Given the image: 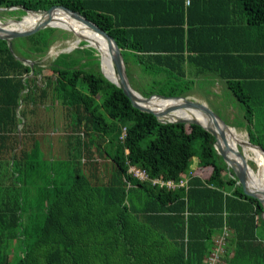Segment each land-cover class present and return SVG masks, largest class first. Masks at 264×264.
Here are the masks:
<instances>
[{"label": "trees", "instance_id": "obj_1", "mask_svg": "<svg viewBox=\"0 0 264 264\" xmlns=\"http://www.w3.org/2000/svg\"><path fill=\"white\" fill-rule=\"evenodd\" d=\"M42 1L0 0V7L64 5L82 13L117 41L127 69L128 58L142 66V79L132 87L144 97H187L192 78L210 73L224 78L246 105L248 121L251 103L264 102V70L231 74L219 61L225 54L261 57L264 51H193V31H215L217 20L212 14L191 15L197 4L219 3L264 30V0ZM2 12L14 13V19L26 15L22 8ZM53 12L71 15L63 8ZM70 34L47 27L13 39V52L0 38V264H205L223 234L220 264H264V206L239 186L209 143L214 135L195 123L161 122L134 107L104 76L98 48L85 40L46 62L51 47ZM248 133L262 146L252 130ZM40 152L46 163L32 159ZM71 161L73 168H66ZM131 166L153 179H184L187 185L175 190L153 185L129 173ZM40 168L47 181L41 189L46 205L37 221L26 208L23 186Z\"/></svg>", "mask_w": 264, "mask_h": 264}, {"label": "water", "instance_id": "obj_2", "mask_svg": "<svg viewBox=\"0 0 264 264\" xmlns=\"http://www.w3.org/2000/svg\"><path fill=\"white\" fill-rule=\"evenodd\" d=\"M63 8L65 11L69 12L72 16H74L76 19H79L80 21H83L85 24L90 26L92 29L96 30L100 34L104 36L106 39L109 50L112 56V61L114 64V67L117 71L118 80L115 81L111 78H109L103 68H102V61H101V70L104 74V76L110 80L112 83L116 84L118 87H120L124 93L130 98L132 104L134 107L140 109L144 112H149L154 114L161 122H182V123H195L198 125H201L204 129L209 131L211 134H213L216 137V144L215 148L218 151L220 155L224 158L226 163L230 168L233 170V174L237 176L238 178V184L243 188V191L245 194L254 197L258 199L264 206V200L260 198L256 192L251 190L248 185V173L247 169L250 167V164L248 162V158L246 157L245 148L244 145L249 144L252 147H256L264 152V148H262L260 145L254 144L249 140L235 138V141L237 144L235 146H231L230 142L228 141V133L230 132L232 126L226 124V122L217 115L206 103L200 102L194 98H189V96H165L161 94H153L149 97H144L140 92H138L136 89H134L129 81L128 74H127V67L124 60V56L122 54V51L117 43V41L104 29H102L99 25H97L94 21L90 20L86 16H84L82 13L72 10L67 6L64 5H54L48 10H31L27 9L24 6H10V7H0V11L5 10H14V9H24L26 11V15L22 16L21 19H10L7 22H3L0 20V38L5 39L9 43V47L11 51L13 52L12 47V41L15 38L19 37H25L29 36L31 34H34L42 29H45L47 27H57V28H63L67 29L66 27L59 26L56 24H53L52 22V12L56 8ZM38 13V14H47L48 17L37 23L36 25L28 28H22V27H9L8 25L10 22H17L22 23L25 19V16H27L29 13ZM71 30V29H70ZM72 31V30H71ZM87 42V46L94 47L97 49V47L93 44H91L88 40L84 39ZM81 41V40H80ZM79 41V42H80ZM25 63L30 62L32 67L34 66V62L24 59ZM153 97H159L164 100H183V105L185 107H190L193 109H197L201 111L204 115L209 117V125H204L200 120L197 119H167L163 118L162 116H168L169 113L173 112L177 106H171L161 111H156L151 107H147L146 104L149 103V101ZM217 132H219V135L221 137L223 145L219 144V141H217ZM234 141V140H233ZM242 148H240V147ZM238 166H237V165Z\"/></svg>", "mask_w": 264, "mask_h": 264}, {"label": "rangeland", "instance_id": "obj_3", "mask_svg": "<svg viewBox=\"0 0 264 264\" xmlns=\"http://www.w3.org/2000/svg\"><path fill=\"white\" fill-rule=\"evenodd\" d=\"M10 14V13H9ZM6 12H2L0 14V19L3 22H7L10 19L17 18L16 16H13L14 13H11L9 15ZM12 15V16H11ZM67 30V29H66ZM72 32L74 35L70 34L68 38L66 39H60L58 40L50 49L46 62H49V60L55 59L60 53L62 52H70L74 48H76L79 45V41L84 39H92L89 37V35L78 33L74 30H68ZM77 40V41H76ZM80 41V42H81ZM97 52L99 53L100 60H101V54L99 50L97 49ZM127 74L129 81L131 85L137 86V80L142 79V66L136 63L135 61H132L131 58L127 59ZM192 76V75H190ZM193 77V76H192ZM194 83L191 84L192 87V93L189 95V98H194L200 102L206 103L217 115H219L226 124L234 127L238 134L243 138L249 140L250 136L248 133V129L253 132V138L256 140V142H260L262 145L264 144V102L258 104L251 103L254 105L253 109V121H248V119L245 117L247 107L244 103H242L237 96L228 88L225 81L222 79L217 78H206V77H193ZM262 98H264V92L261 95ZM259 100V99H258ZM260 101H264V99H260ZM178 102L183 103V100H178ZM184 106L183 104H181ZM185 107V106H184ZM43 110L38 111L37 113L42 115ZM246 112V113H245ZM260 116V117H259ZM253 122V123H252ZM256 125V126H255ZM256 127V128H255ZM52 133V132H50ZM43 141L44 138L42 139ZM209 143H212L213 145L216 144V137L213 136V138H210ZM261 146V145H260ZM240 147V146H239ZM241 148V147H240ZM242 149V148H241ZM44 153V152H43ZM40 152L38 154V158L36 156L32 157L33 160L37 161H45L44 154ZM251 155V156H250ZM253 156V157H252ZM249 162L253 166L254 171L258 172L259 166L257 165L255 161V155L253 152H249ZM254 158V159H253ZM44 159V160H43ZM77 159V158H76ZM82 159L78 158V164H81ZM196 167V158L192 159L191 161V169L195 170ZM66 168L72 169V161L69 163V166ZM257 168V169H256ZM42 168L39 170V174H36L31 179H29L23 186V191L25 195V200L27 210L32 211L33 213V219H38L37 221L43 220V214L45 211V205L46 203H41V198L43 197L41 195V189L47 184L46 180L41 179V173ZM206 171H208L207 168L202 169V174H206ZM262 216L264 218V211L262 213ZM220 243L222 244L221 252L224 253L225 251V245H226V238L225 235L219 236ZM220 261L218 264H220Z\"/></svg>", "mask_w": 264, "mask_h": 264}, {"label": "bare ground", "instance_id": "obj_4", "mask_svg": "<svg viewBox=\"0 0 264 264\" xmlns=\"http://www.w3.org/2000/svg\"><path fill=\"white\" fill-rule=\"evenodd\" d=\"M44 1V0H43ZM43 1H42V3H43ZM141 1V4H143V2H142V0H140ZM139 1V2H140ZM37 4V3H36ZM139 4V3H138ZM138 4L136 5L137 7H138ZM145 4H146V2H145ZM144 5V4H143ZM142 7V6H141ZM140 7V8H141ZM45 8V7H44ZM60 8V7H59ZM147 9H148V7H146ZM146 8H144V10H146ZM155 8V7H154ZM137 9V8H136ZM135 9V10H136ZM126 10V9H125ZM151 10H152V8H151ZM158 10V8L156 7L155 8V11H157ZM160 10V9H159ZM158 10V11H159ZM57 11H59V9H57ZM56 11V12H57ZM132 11V10H131ZM155 11H154V14H156L155 13ZM127 12H129V11H127ZM146 12H147V10H146ZM133 13V12H132ZM136 13H137V11H136ZM164 13V12H163ZM142 14V13H141ZM146 14V13H145ZM158 14H159V12H158ZM127 15V14H126ZM143 15V14H142ZM147 15V14H146ZM149 15V14H148ZM157 15V14H156ZM51 16H52V22H53V24H56V25H59V26H63V27H66V28H68V29H71V30H74V31H76V32H78V33H82V34H86V35H89V37H91L94 41H95V43H96V46H97V48H98V50H99V52H100V54H101V61H102V68H103V70H104V72H105V74L109 77V78H111V79H113V80H115V81H117L118 80V75H117V71H116V69H115V67H114V64H113V61H112V56H111V53H110V50H109V46H108V43H107V41H106V39L104 38V36L102 35V34H100L99 32H97L96 30H94V29H92L90 26H88L87 24H85L83 21H80L79 19H76L74 16H72V15H66V14H59V13H54V12H52V14H51ZM128 16H129V14H128ZM127 16V17H128ZM132 16V15H131ZM154 16V15H153ZM48 17V15L47 14H38V13H29L27 16H25V19H24V21L22 22V23H17V22H10V24L8 25L9 27H22V28H28V27H32V26H34V25H36L37 23H39V22H41V21H43V20H45L46 18ZM121 17V16H120ZM120 17H119V19H120ZM123 17V16H122ZM147 17V16H146ZM156 17V16H155ZM133 18H134V16H133ZM148 18V17H147ZM144 19H146V18H144ZM153 19H155V18H153ZM157 19V18H156ZM1 20V19H0ZM117 20V22H118V19H116ZM136 20H138V19H136ZM110 21V20H109ZM120 21H121V19H120ZM125 21H127V20H125ZM142 21H143V19H142ZM141 21V22H142ZM149 21V20H148ZM122 22V21H121ZM139 22V21H138ZM151 22H152V20H151ZM258 22V21H257ZM128 23V22H127ZM132 23H133V19H132ZM131 23V24H132ZM148 23V22H147ZM250 23V22H249ZM141 24V23H140ZM149 24H150V22H149ZM152 24H154V22L152 23ZM155 24H157V23H155ZM0 25H2L1 23H0ZM109 25V24H108ZM107 25V26H108ZM151 25V24H150ZM217 26V25H216ZM221 26V25H220ZM254 26V25H253ZM110 26H108V28H109ZM143 27V26H142ZM145 27V26H144ZM151 27V26H150ZM168 27V26H167ZM166 27V29H168ZM199 27V26H198ZM255 27V26H254ZM147 28H149V27H147ZM156 28V27H155ZM158 28V27H157ZM225 28V27H224ZM103 29V28H102ZM121 29V28H120ZM151 29V28H150ZM159 29V28H158ZM164 29V28H163ZM138 30V29H137ZM140 30V29H139ZM154 30H156V29H154ZM199 30V29H198ZM233 30H234V28H233ZM254 30V29H253ZM255 30H256V27H255ZM51 31V30H50ZM49 31V32H50ZM134 31V30H133ZM157 31V30H156ZM159 31V30H158ZM223 31V30H222ZM162 32V31H161ZM164 32H165V30H164ZM178 32H179V30H178ZM189 32H190V30H189ZM215 32V31H214ZM224 32H225V30H224ZM159 33V32H158ZM193 33H194V31H193ZM219 33H220V31H219ZM222 33V32H221ZM212 34V33H211ZM210 34V35H211ZM225 34H226V32H225ZM232 34V33H231ZM168 35V34H167ZM217 35V34H216ZM257 34L255 33V36H256ZM133 36V35H132ZM157 36V35H156ZM162 36H165V35H162ZM169 36V35H168ZM214 36V35H213ZM212 36V37H213ZM221 36H223V35H221ZM225 36V35H224ZM223 36V37H224ZM258 36V35H257ZM263 36V35H262ZM176 37V36H175ZM215 37V36H214ZM227 37V36H226ZM225 37V38H226ZM258 37H260V36H258ZM168 38V37H167ZM188 38V37H187ZM224 38V39H225ZM159 39V38H158ZM178 39V38H177ZM209 39V38H208ZM211 39V38H210ZM252 39V38H251ZM256 39V38H255ZM91 40V39H90ZM159 40H161V39H159ZM158 40V41H159ZM188 40V39H187ZM212 40V39H211ZM210 40V41H211ZM253 40V39H252ZM259 40V39H258ZM77 41V40H76ZM169 41V40H168ZM173 41V40H172ZM209 41V42H210ZM214 41V40H213ZM215 41H216V39H215ZM226 41H227V39H226ZM146 42V41H145ZM160 42V41H159ZM162 42V41H161ZM165 42V41H164ZM174 42V41H173ZM91 43V42H90ZM175 43V42H174ZM173 43V44H174ZM207 43V42H206ZM221 43H225V42H221ZM227 43V42H226ZM234 43H236V42H234ZM155 44V43H154ZM256 44V43H255ZM147 45V44H146ZM145 45V46H146ZM209 45V44H208ZM210 45H212V43L210 44ZM213 46V45H212ZM212 46H211V48H212ZM221 46H222V44H221ZM225 46V45H224ZM223 46V47H224ZM229 46V45H228ZM252 46V45H251ZM256 46V45H255ZM6 47V46H5ZM210 47V46H209ZM218 47H220L219 46V44H218ZM222 47V48H223ZM257 47H258V45H257ZM262 47V46H261ZM210 48V49H211ZM216 48V47H215ZM251 48V47H250ZM257 48H255V50H256ZM260 49V48H259ZM259 49H257V50H259ZM198 50V49H197ZM228 50V49H227ZM249 50V49H248ZM251 50V49H250ZM0 51H3V50H0ZM217 51H218V49H217ZM220 51V50H219ZM226 51V50H225ZM235 52V51H234ZM248 52V51H247ZM250 52V51H249ZM261 52V51H260ZM175 54V53H174ZM180 54V53H179ZM182 54V53H181ZM226 55V54H225ZM227 55H229V54H227ZM231 55H233V54H231ZM240 55V54H239ZM248 55H250V57L252 56L251 54H248ZM225 57V56H224ZM224 57H222V58H224ZM234 57V56H233ZM242 58H243V56H241ZM254 57V56H253ZM252 57V58H253ZM221 58V57H220ZM228 58V57H227ZM231 59V58H230ZM236 59H238V58H236ZM217 61H218V59H216ZM232 60V59H231ZM230 60V61H231ZM76 61H77V59H76ZM234 61V60H233ZM243 61V60H242ZM16 62V61H15ZM224 62V61H223ZM238 62V61H237ZM236 62V63H237ZM217 63V62H216ZM239 63V62H238ZM240 63H241V61H240ZM218 64H219V62H218ZM233 64V63H232ZM248 64V63H247ZM250 64V63H249ZM215 65V64H214ZM231 65V64H230ZM240 65H242V63L240 64ZM253 65V64H252ZM61 66V65H60ZM216 66V65H215ZM219 66V65H218ZM254 66V65H253ZM4 68V67H3ZM231 68V67H230ZM237 68V67H236ZM242 68V67H241ZM248 68V67H247ZM244 69V68H243ZM3 70V69H2ZM251 70H253V69H251ZM238 71H239V69H238ZM71 73V72H70ZM254 73V72H253ZM232 74V73H231ZM2 75V74H1ZM224 75V74H223ZM78 76V75H77ZM231 76V75H230ZM47 77V76H46ZM11 78V77H10ZM181 104H183V103H180V102H178V100H164V99H161V98H158V99H155L154 101H149V103H147L146 104V106L147 107H151V108H153L154 110H156V111H161V110H164V109H166V108H168V107H171V106H177V108L173 111V112H171V113H169V115L168 116H162L163 118H167V119H188V120H190V119H197V120H200L204 125H209V117L208 116H206V115H204L201 111H199V110H197V109H193V108H190V107H184V106H182ZM247 112V111H246ZM245 112V113H246ZM83 113V112H82ZM123 113V112H122ZM134 113H135V111H134ZM76 115H77V113H76ZM81 115V114H80ZM264 116V115H263ZM78 117V116H77ZM83 117V116H82ZM115 117V116H114ZM260 117V116H259ZM140 118V117H139ZM123 120H124V118H123ZM254 120V119H253ZM252 119L250 120V121H253ZM84 121V120H83ZM144 121L142 120V123H143ZM139 123V122H138ZM253 123V122H252ZM124 124V123H123ZM145 124V123H144ZM256 126V125H255ZM256 128V127H255ZM139 129V128H138ZM127 130V129H126ZM136 131V130H135ZM139 131V130H138ZM241 135V134H240ZM239 134H238V132H237V130L234 128V127H232L231 128V130H230V132L228 133V141L230 142V145L231 146H235L236 144H237V142L235 141V138L237 137V138H240V139H243L241 136H240ZM247 139V138H246ZM234 140V141H233ZM243 140H245V139H243ZM217 141H219V144L221 145H223V143H222V140H221V137H220V135H219V132H217ZM263 146V145H262ZM261 146V147H262ZM244 148H245V153H246V157L248 158L249 157V152H253L254 153V155H255V161H256V163H257V165L259 166V170H258V172H256V171H254V169H253V166H250V167H248V169H247V173H248V185H249V188L253 191H255L256 192V194L260 197V198H262L263 200H264V152L262 151V150H260V149H258V148H256V147H252L251 145H249V144H246V145H244ZM251 156V155H250ZM253 157V156H252ZM254 159V158H253ZM221 162V161H220ZM248 162H249V158H248ZM250 164V163H249ZM237 165V164H236ZM238 166V165H237ZM257 169V168H256ZM190 170V169H189ZM152 176V175H151ZM135 179V178H134ZM130 180V179H129ZM174 180V179H173ZM175 190V189H174ZM230 248V247H229Z\"/></svg>", "mask_w": 264, "mask_h": 264}, {"label": "crops", "instance_id": "obj_5", "mask_svg": "<svg viewBox=\"0 0 264 264\" xmlns=\"http://www.w3.org/2000/svg\"><path fill=\"white\" fill-rule=\"evenodd\" d=\"M206 14H212L213 16H215L214 18H216L217 21H212V22H216V25H217L215 32L214 31H208V33H207L204 31L201 32L199 30L194 31V33H193L194 50L193 51H196L197 49L201 50V48L203 50H206L208 48H211L212 45L213 46L211 49H218V50H220L219 51L220 53H222L221 51H225V50L228 51L227 49H230L231 47H237L239 49L256 47L257 49L260 48L259 50L261 52L264 51V30L263 29L255 30V27L248 24L244 19H238V17H236L233 14L231 7H228V6L223 7V5H220L219 3H212L211 5H208V6L205 4L204 5L203 4H197L193 8V12L191 13V15H193V17H195L196 19H198L200 16H202V15L204 16ZM220 25H226V26L224 28V27H221ZM196 27H198V26H196ZM233 28H234V30H233ZM219 29H221V30H219ZM224 30H225L226 34H225ZM219 31H220V33H219ZM255 33L260 37H258L257 35L255 36ZM221 35H223V36L225 35V36L223 37ZM215 39H216V41H215ZM226 39H227V41H226ZM221 42H225V43H221ZM234 42H236V43H234ZM211 43H212V45H210ZM218 44L220 47H218ZM221 44H222V46H221ZM257 45H258V47H257ZM214 47H217V48H214ZM262 54L264 55V52H262ZM224 56H222L224 58L221 57L219 61H221L222 68L224 69V71L226 73L227 72H229V73H241V72H243V73L247 74V72L249 71V73H252L253 75H260L262 73V71L264 70V56L260 57L259 55H252L250 57V56L242 55L243 58L241 56L233 57V55H231V54L230 55H224ZM236 58H238V59H236ZM240 61H241L242 65H240L241 64ZM189 68H190V70L196 69V67L193 68L191 66ZM238 69H239V71H238ZM251 69H253V70H251ZM195 72H198V71H195ZM197 75H198V77L200 76V77H206V78L224 79V78L219 77L216 74H210V73H204V74L201 73V74H197ZM41 110L42 109H40L39 111H41Z\"/></svg>", "mask_w": 264, "mask_h": 264}, {"label": "built area", "instance_id": "obj_6", "mask_svg": "<svg viewBox=\"0 0 264 264\" xmlns=\"http://www.w3.org/2000/svg\"><path fill=\"white\" fill-rule=\"evenodd\" d=\"M129 173H131L134 177L138 178L139 180L145 181L150 180L153 185H159L160 187H167L168 189H175L177 187H185L187 184L186 180H180L179 182H175L173 180H163L160 178H151L150 175L146 170L138 168L136 166H131L129 168ZM224 235V234H223ZM221 247L222 244L220 243V239H217V247L214 251L208 256L205 264H218L221 257Z\"/></svg>", "mask_w": 264, "mask_h": 264}]
</instances>
